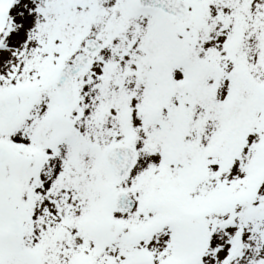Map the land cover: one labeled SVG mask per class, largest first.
Here are the masks:
<instances>
[{
  "label": "snow or ice",
  "instance_id": "1",
  "mask_svg": "<svg viewBox=\"0 0 264 264\" xmlns=\"http://www.w3.org/2000/svg\"><path fill=\"white\" fill-rule=\"evenodd\" d=\"M0 264H264V0H0Z\"/></svg>",
  "mask_w": 264,
  "mask_h": 264
}]
</instances>
